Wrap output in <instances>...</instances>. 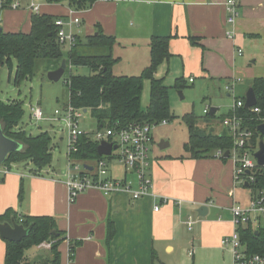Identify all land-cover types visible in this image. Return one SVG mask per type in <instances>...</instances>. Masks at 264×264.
Masks as SVG:
<instances>
[{
	"label": "crops",
	"instance_id": "0c3cea01",
	"mask_svg": "<svg viewBox=\"0 0 264 264\" xmlns=\"http://www.w3.org/2000/svg\"><path fill=\"white\" fill-rule=\"evenodd\" d=\"M226 1L98 0L81 12L66 4H46L43 0L34 3L39 6L38 14L68 18L74 12L72 15L81 19L76 33L83 40L94 36L99 28L104 35L115 38L111 51L117 60L112 70L115 76L141 75L150 64L151 39L171 37V57L158 68L156 78L163 79L168 87H173L179 78L189 83L193 79V85L201 80L205 89L202 100H210L212 108V100L219 103L215 90H225L227 84L239 81L236 99L243 101L253 81L264 78V0L241 3L234 39L226 37ZM28 4L27 1L20 9L3 11L8 14L0 19L2 31H31L35 13ZM121 62L124 65L119 67ZM214 108L215 118L205 116V122H197V126L206 133L222 135L226 132L223 121L231 115L232 108L221 117L219 108ZM153 148L148 170L153 189L141 200L133 201L125 193L107 197L90 190L71 203L67 175L56 167L50 166L41 176H34L31 164H16L0 183V217H4L3 222L13 218L19 223L28 217L54 219L63 235L56 241L61 264H233L232 253L221 244L236 230L230 208L243 202L247 205L255 192L243 200L240 186H249L235 184L232 159L217 158L215 153L205 159H192L188 154L174 157L153 154ZM67 162L69 165L68 153ZM108 162L110 178L132 182L133 189L138 188L134 174L113 160ZM83 163L93 169L96 166V162ZM176 201L181 202L180 206ZM159 204L161 208L156 212ZM205 204L208 214L200 217L197 211ZM190 217L195 221L192 230L186 224ZM110 223L115 236L108 243ZM6 249L0 235V264H5ZM51 249L42 245L31 248L26 252V262L51 261Z\"/></svg>",
	"mask_w": 264,
	"mask_h": 264
},
{
	"label": "trees",
	"instance_id": "16d2710c",
	"mask_svg": "<svg viewBox=\"0 0 264 264\" xmlns=\"http://www.w3.org/2000/svg\"><path fill=\"white\" fill-rule=\"evenodd\" d=\"M15 0H6L0 4V16L4 10ZM46 4H66L70 9L81 12L89 9L98 0H43ZM66 17H56L46 14H33L31 17V31L0 32V82L1 68L7 65L13 71V60L16 61L14 83L19 85L22 81L31 79L34 74L35 62L38 59L63 61L74 68L87 67L91 70L90 76L71 74L66 80L70 90V105L74 109L89 111L96 121L98 130L120 129L131 123L159 124L173 118L170 107L169 90L174 88L182 90L186 81L184 78L176 80L173 87L165 85L163 79L156 78L158 68L167 61L171 54L169 43L171 37H153L150 41V64L139 76H115L113 66L117 60L111 51L116 41L113 37L103 34L101 28L94 36L83 40L76 36L75 44L67 56L63 46L58 42V27L56 21ZM1 19V17H0ZM88 50H105L106 54H88ZM66 58V59H65ZM150 83V96L147 108H142V92L145 82ZM257 98L259 113L251 109L241 108L236 113L243 118L244 126L254 133L253 146L259 147L264 137L258 132V127L264 121V78L253 81L251 86ZM244 100V99H242ZM25 116L24 104L21 101L3 102L0 100V124L3 133L23 146L19 153L12 154L6 165L31 164L32 173L41 176L43 170L49 168L53 161V139L48 132L31 135L19 125ZM231 116V115H230ZM229 116V117H230ZM208 119L215 115L209 114ZM228 118V117H227ZM183 121L189 129V139L185 145L187 154L192 159H205L217 151L224 153L233 148V139L225 132L222 135L206 133L197 126L198 118L194 114H186ZM98 143L87 136H82L72 158L81 162H97L110 157H100L97 152ZM230 159V158H228ZM223 160H227L223 157ZM253 192L264 191V168L256 173L255 183H248ZM22 198V191L20 193ZM11 211L7 213L10 214ZM4 217H0L3 222ZM16 220V219H15ZM17 221V220H16ZM19 223V222H17ZM26 228L33 226L28 238L20 243L8 242L5 264H28L26 252L33 247L44 243L55 242L52 245L53 258L44 264H61V255L56 241L63 235L57 229L51 217H28L21 223ZM240 239L246 246L247 254L264 256V232L258 231L248 225L239 229ZM115 236V228L109 225L107 242L110 243ZM71 253H74L72 246Z\"/></svg>",
	"mask_w": 264,
	"mask_h": 264
},
{
	"label": "built area",
	"instance_id": "2783aa9c",
	"mask_svg": "<svg viewBox=\"0 0 264 264\" xmlns=\"http://www.w3.org/2000/svg\"><path fill=\"white\" fill-rule=\"evenodd\" d=\"M28 4V9L33 13L39 12V6L33 3V0ZM248 0H227L225 3L226 11V37L228 39L235 38L234 27L240 18V5ZM6 0H0V4ZM21 8L20 0H15L9 9L17 10ZM76 12V11H75ZM58 19L56 26L58 27V42L61 46H68L70 49L75 44L76 36L78 35L75 28L81 26V19L74 17ZM69 30L66 31L65 29ZM242 52L239 51V54ZM194 80L190 79V83ZM239 81H232L225 86V91L234 94L235 86ZM245 108V100L236 99L232 107L231 116L224 119L223 127L233 139V148L229 151V158L232 159L234 169L235 184L255 183L256 173L259 169L257 161L254 158L259 147L253 146L254 133L244 126L243 118L237 115V111ZM255 113L260 110L256 107L251 109ZM32 117L37 121H44L43 110L40 107H32ZM82 110L74 109L70 104L63 112L55 111L56 116H60L58 120L66 121L68 130V172H67V189L69 193V201L74 203L78 196L90 190H98L105 196L110 197L117 193L128 194L133 201L141 200L150 195L153 189V182L148 175L150 167V154L154 145V139L151 134L152 128L158 124L147 123H131L128 126L120 129H106L98 132L95 135H89L79 130L80 119L82 118ZM211 107L208 106L204 110L205 116L209 115ZM62 114V116H61ZM161 124L166 126L168 121H162ZM264 124V121L263 123ZM82 136H87L92 141L100 145L101 142L107 141L117 150L113 151L112 155L126 168L128 172L134 174L138 181V188L133 189L132 182L119 181L110 178L109 162L105 159L96 162L93 171L85 168V164L81 161L73 159L72 153H75L78 148L79 140ZM217 158H223L225 153L217 151ZM14 165L8 166L3 164L0 166V183L9 175ZM250 172L248 175L247 173ZM33 174V173H32ZM34 175V174H33ZM36 176V175H34ZM168 203V200H163ZM181 202L176 201V205L180 206ZM205 206V205H201ZM160 204L155 207V211L159 212ZM232 213V222L236 230L229 236L222 239V247L232 253L233 264H264V256L247 254L246 246L240 239L239 229L251 225L257 231H264V191H257L246 206L235 204L230 208ZM189 230H192L195 221L192 217L186 222ZM44 248L50 249L52 243L42 244Z\"/></svg>",
	"mask_w": 264,
	"mask_h": 264
},
{
	"label": "rangeland",
	"instance_id": "374dc122",
	"mask_svg": "<svg viewBox=\"0 0 264 264\" xmlns=\"http://www.w3.org/2000/svg\"><path fill=\"white\" fill-rule=\"evenodd\" d=\"M35 0H33V3ZM37 2V1H36ZM22 7L27 5V0H20ZM31 3V1H28ZM65 6V5H64ZM23 10V8H22ZM21 11V10H20ZM8 14L1 13V18ZM81 27V26H80ZM66 31L69 29L66 28ZM77 31V28H75ZM65 56L70 51L68 46H63ZM66 59V58H65ZM62 61L38 59L35 62L34 74L31 79L22 81L18 86L14 83L16 61L13 60V71L7 65L1 68V82H0V100L3 102L21 101L24 104L25 116L21 121L19 128L26 130L31 135H37L41 132H48L53 139V161L51 166L56 167L63 175L68 172V130L66 128V121L58 120L60 116L55 115V111L63 112L69 102L70 90L66 84V80L71 74L89 76L92 74L87 67L74 68L68 65L64 77L59 82H52L48 75L55 71V68L61 66ZM124 65V62L119 64V67ZM118 67V68H119ZM115 68V72H117ZM201 80H196V84L186 82L182 90L171 88L169 90L170 107L175 118L168 120V124L163 126L161 123L153 126L151 134L155 139L153 145V154H165L174 157L187 154L185 145L189 139V129L183 117L186 114H194L198 118V123L203 124L205 120L204 109L209 106L210 100L203 101V89ZM219 96V103L212 100V108H219L218 117H221L234 106L237 98L236 91L231 96L227 97V92L222 87L221 90H215ZM150 96V83L144 84L142 92V108H147ZM31 107H40L43 110L44 121H37L32 117ZM62 116V114H61ZM79 130L89 135H95L100 132L98 130L96 121L91 116L90 112H82V118L79 123ZM161 143L168 146L165 149H160ZM152 154V152H151ZM150 154V155H151ZM114 164L120 162L114 157ZM122 166V165H121ZM123 167V166H122ZM24 168V167H22ZM135 176V175H134ZM136 178V176H135ZM137 180V178H136ZM243 200H248L249 195L253 193V189L244 188L240 186ZM242 206H246L243 205Z\"/></svg>",
	"mask_w": 264,
	"mask_h": 264
},
{
	"label": "water",
	"instance_id": "95a60500",
	"mask_svg": "<svg viewBox=\"0 0 264 264\" xmlns=\"http://www.w3.org/2000/svg\"><path fill=\"white\" fill-rule=\"evenodd\" d=\"M2 28L0 27V32ZM67 70V61L63 60L61 66L56 71L50 72L48 78L52 82H59L65 75ZM257 106V98L253 88H250L245 96V109H252ZM216 109L211 108L210 114L214 115ZM258 132L264 137V124L258 127ZM168 145L161 143L160 149H165ZM118 148L113 144L103 141L97 148L98 155L100 157H110L112 156L113 151H116ZM23 150V146L6 137L3 133L2 126L0 124V166L5 164L7 159L14 153H19ZM224 158H229V151L225 153ZM254 158L257 161L259 168H264V140L259 143V149L255 153ZM88 170L92 171V167L85 166ZM248 175L250 172L247 173ZM246 186H249L247 183ZM208 208L205 206H200L197 213L200 217H206L208 214ZM33 226L26 228L24 225L17 223L15 219H11L10 222H0V235L1 237L8 242L20 243L24 239L28 238Z\"/></svg>",
	"mask_w": 264,
	"mask_h": 264
}]
</instances>
